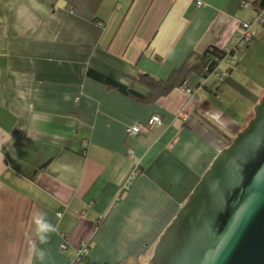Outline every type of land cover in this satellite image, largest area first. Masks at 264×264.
I'll list each match as a JSON object with an SVG mask.
<instances>
[{"label":"crops","instance_id":"obj_1","mask_svg":"<svg viewBox=\"0 0 264 264\" xmlns=\"http://www.w3.org/2000/svg\"><path fill=\"white\" fill-rule=\"evenodd\" d=\"M242 1L256 0H0V264H41L36 210L59 224L43 264H70L84 241L88 264H150L264 98V24L248 44L241 27L264 12ZM209 49L226 57L205 83L194 75L154 104L87 74L166 81ZM156 114L162 126L126 134Z\"/></svg>","mask_w":264,"mask_h":264},{"label":"water","instance_id":"obj_2","mask_svg":"<svg viewBox=\"0 0 264 264\" xmlns=\"http://www.w3.org/2000/svg\"><path fill=\"white\" fill-rule=\"evenodd\" d=\"M150 264H264V98L164 231Z\"/></svg>","mask_w":264,"mask_h":264},{"label":"trees","instance_id":"obj_3","mask_svg":"<svg viewBox=\"0 0 264 264\" xmlns=\"http://www.w3.org/2000/svg\"><path fill=\"white\" fill-rule=\"evenodd\" d=\"M252 7L257 13L262 14L264 12V0H256L252 3ZM225 57L226 54L217 49H209L203 55L192 53L178 70L172 72L166 81L160 80L146 72L127 73L122 81L113 80L92 70L87 71V74L94 80L106 85L109 89L116 90L142 104L148 105L154 104L159 99L168 96L174 89L186 86L189 79L194 75L206 79L207 74L204 71L208 69V74L213 73ZM200 86L201 84H199ZM86 261L88 264V259Z\"/></svg>","mask_w":264,"mask_h":264},{"label":"built area","instance_id":"obj_4","mask_svg":"<svg viewBox=\"0 0 264 264\" xmlns=\"http://www.w3.org/2000/svg\"><path fill=\"white\" fill-rule=\"evenodd\" d=\"M199 6V5H198ZM241 6L243 8H251L252 4L248 1H242L241 2ZM261 25L264 24V18H262L260 15H258L255 19L254 22L250 23V22H242L241 23V27H242V41L245 44H248L250 42H252L255 37H256V31H255V25ZM186 92L190 95L193 94V90L192 89H186ZM164 124V120L160 115H153L146 124H133L130 125L127 129H126V134L129 137H137L140 134H142V132L148 128H151L153 126H162ZM138 176V169H135L130 176L127 178L125 184L123 185V189L127 190L128 188L131 187L132 183L134 182V180L137 178ZM62 248H65V245L62 246ZM90 252V247L88 245V243L86 241L82 242V244L79 246L77 253H76V257L74 259V261L71 264H87L86 263V259L88 258Z\"/></svg>","mask_w":264,"mask_h":264},{"label":"clouds","instance_id":"obj_5","mask_svg":"<svg viewBox=\"0 0 264 264\" xmlns=\"http://www.w3.org/2000/svg\"><path fill=\"white\" fill-rule=\"evenodd\" d=\"M218 185L219 181H214L213 187H217ZM31 219L35 226V238H32L31 236L28 238L29 250L39 261H41V264H43V262L49 259L50 254L41 246L49 242L51 234L59 231V224L53 223L47 213L40 210L34 211ZM61 219V214L57 213L56 220L59 221Z\"/></svg>","mask_w":264,"mask_h":264},{"label":"bare ground","instance_id":"obj_6","mask_svg":"<svg viewBox=\"0 0 264 264\" xmlns=\"http://www.w3.org/2000/svg\"><path fill=\"white\" fill-rule=\"evenodd\" d=\"M198 4L201 6V2H198ZM206 74H207V77H206V79L212 74H208V69H206L205 71H204ZM206 79H204V81H203V83L202 84H204L205 83V81H206ZM202 86V85H201Z\"/></svg>","mask_w":264,"mask_h":264},{"label":"rangeland","instance_id":"obj_7","mask_svg":"<svg viewBox=\"0 0 264 264\" xmlns=\"http://www.w3.org/2000/svg\"><path fill=\"white\" fill-rule=\"evenodd\" d=\"M198 5H199V4H198ZM199 6H200V5H199ZM201 6H202V4H201ZM186 86H187V85H186ZM184 88H185V87H184ZM249 123H250V122H249ZM248 125H249V124H248ZM247 127H248V126H247ZM247 127H246V128H247ZM242 132H243V131H242ZM231 144H232V143H231ZM230 146H231V145H230ZM81 244H82V242L80 243V245H81ZM88 245H89V247H90L89 242H88ZM78 248H79V247H78ZM77 250H78V249H77ZM154 250H155V249H154ZM89 254H90V252H89ZM88 256H89V255H88ZM75 257H76V256H75ZM152 257H153V255H152ZM152 257H151V259H152ZM87 259H88V258H87ZM151 259H150V261H151ZM73 261H74V260H73ZM73 261H72V262H73ZM72 262H71V263H72ZM71 263H70V264H71ZM86 263H87V261H86Z\"/></svg>","mask_w":264,"mask_h":264}]
</instances>
